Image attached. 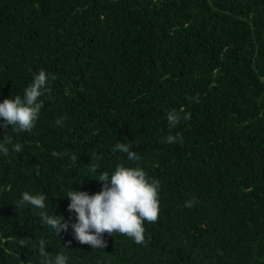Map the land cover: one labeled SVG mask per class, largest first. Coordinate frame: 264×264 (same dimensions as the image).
<instances>
[{"label": "trees", "instance_id": "16d2710c", "mask_svg": "<svg viewBox=\"0 0 264 264\" xmlns=\"http://www.w3.org/2000/svg\"><path fill=\"white\" fill-rule=\"evenodd\" d=\"M40 69L51 79L34 127H0L22 146L0 155V264H41V240L68 264H264V0H0V100ZM172 109L190 119L170 127ZM177 133L183 144L166 142ZM119 164L160 180L144 244L105 234L94 250L15 207L44 193L74 222L67 192L100 191Z\"/></svg>", "mask_w": 264, "mask_h": 264}, {"label": "clouds", "instance_id": "9594fccd", "mask_svg": "<svg viewBox=\"0 0 264 264\" xmlns=\"http://www.w3.org/2000/svg\"><path fill=\"white\" fill-rule=\"evenodd\" d=\"M51 74L44 69L32 74L31 82L24 88L22 95H10L0 100V127L7 129L9 126L14 131H30L38 119L43 103L39 101L47 90ZM67 117L56 120L60 126ZM166 119L170 127H176L180 122L190 119V114L181 115L176 109L168 111ZM167 143L183 144L180 133L166 136ZM11 145V148L9 147ZM20 144H12L11 140L0 141V155L7 156L11 151L20 152ZM113 152L119 151L126 154L128 161L140 159L136 151L131 150V143L118 141L112 148ZM61 155H68L62 153ZM73 164L78 157L75 154L69 156ZM97 171V165L92 166ZM93 177V176H92ZM97 178V177H96ZM102 182L101 190L90 194L79 188H72L67 192V210L75 214V221L65 220L63 215L49 214L46 211L47 197L44 193H21L15 207L31 206L39 210V216L43 225L59 234L61 231L72 229L73 237L81 244H88L94 250L105 249L107 240L105 234H123L136 244L146 242L145 222L155 223L160 213V180L151 178L147 172L139 166L119 164L110 173L103 172L98 178ZM195 198L185 201L189 208L193 207ZM21 245H25L24 241ZM45 242H39L41 264H68V257L58 252L55 256H49L45 250Z\"/></svg>", "mask_w": 264, "mask_h": 264}]
</instances>
